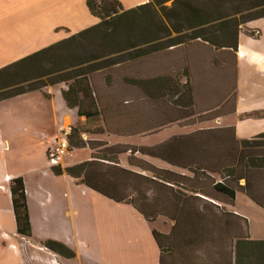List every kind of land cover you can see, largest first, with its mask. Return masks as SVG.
Here are the masks:
<instances>
[{
  "label": "trees",
  "instance_id": "1",
  "mask_svg": "<svg viewBox=\"0 0 264 264\" xmlns=\"http://www.w3.org/2000/svg\"><path fill=\"white\" fill-rule=\"evenodd\" d=\"M168 1L127 9L121 0H86L100 21L1 67L0 102L66 85L67 105L84 118L68 134L70 145L92 152L53 172L131 204L149 222L170 220L169 233L152 231L159 264H264V240L252 239L248 218L229 211L238 193L264 208V132L241 140L235 126L205 127L236 112L239 36L264 18V0ZM175 126L197 128L132 148L84 138L145 137ZM123 154L136 170L121 166ZM10 192L17 233L32 240L23 177L11 180ZM42 245L76 256L61 241Z\"/></svg>",
  "mask_w": 264,
  "mask_h": 264
},
{
  "label": "crops",
  "instance_id": "2",
  "mask_svg": "<svg viewBox=\"0 0 264 264\" xmlns=\"http://www.w3.org/2000/svg\"><path fill=\"white\" fill-rule=\"evenodd\" d=\"M90 15L92 14L90 13ZM93 17V23L82 28H73L71 24L63 22L54 27L65 25L74 29L75 33L86 27L95 25L100 21L99 18ZM246 28L253 30L258 29L261 34L256 37L249 35L243 30L239 36V47L237 50L236 112L214 121L221 123L215 126H235L237 136L241 140L250 139L264 132V116H248V114L254 112H264V18L247 23ZM69 35L70 34L61 33L59 40ZM56 86L58 85L46 87L42 91L22 94L0 102L1 104L9 100H20L26 97H33V93H39L42 98L49 102L46 107L50 108V110H47V108L45 109V106L42 105L41 107L43 109L39 114V119L42 124L44 122L43 125L46 126L48 130L46 131L45 128L43 129L44 133L45 131L47 133L43 135L45 136V140L42 144L44 158L39 163L32 164V162H30L25 166H22V163L18 162L17 159L21 157V150H25L30 156L33 154V139L37 138L35 136L37 133L33 135V130H39L41 128L33 127V112H31V110H26L30 113L29 115L24 112H22L20 117H18L17 114L14 116L10 114L8 119H6V117L4 118L0 111V239H2V241H8V247L4 246L0 248V264H17L18 261L22 264H66V260L69 262L71 259H80L82 256H86L91 262L90 264H111L110 261L113 257L112 252L107 249V243H104L102 240L110 238L109 235L111 234L114 235L117 233L118 226H116L117 224L115 222L118 221V218H116L117 221L114 222L106 221L105 229H102L103 231L100 232H95L99 225L92 227V222H99V219L95 217L98 214V210H100L98 207L103 205L115 207L113 204L117 203L130 205L131 211L138 212L131 204L118 203L104 197L86 185L80 184L76 179L66 173L56 175L53 172L52 167L54 164L47 158V149L56 142L60 134H70L69 130L73 126L80 120L84 121V118L78 116L77 109H72L67 105L62 94V90L66 88V85L63 84V86L54 90ZM49 113L50 115L48 116ZM225 119H229V121L223 123ZM206 125L205 127H214ZM172 135L174 134H171V136ZM20 176L25 180L33 232L32 240L22 237L17 233L10 184L12 179ZM48 180L56 182L57 185H51ZM58 182L65 183L72 191L71 197H69L68 200H62V204H60L64 206L63 208L66 210L65 227L68 231L67 234H70V238H68L69 240L72 238L76 239L82 246L79 248L74 243L72 248H74L73 250L76 252V256L71 259L44 247L42 241L46 239H40L41 236H38L36 231V223H38L40 218L36 209H39L41 212L45 210L46 214H48L50 207L56 201L60 202V200H57V193L55 192ZM238 194L237 196H239ZM248 199L257 205L249 197ZM35 206L38 208H35ZM229 211L245 217L247 216L245 213L238 210L236 206L230 207ZM69 212L71 215L69 214L68 216ZM138 214L141 215L139 212ZM143 219L146 223H150L144 217ZM110 227H113V233H111V231L108 233V228ZM151 235L153 237L152 232ZM64 241L69 244L68 246H72L71 241ZM154 242L157 250L155 251L153 264H159L160 250L155 239ZM82 248L86 251L81 250ZM23 261L27 262L23 263ZM80 264L86 263H81L80 261Z\"/></svg>",
  "mask_w": 264,
  "mask_h": 264
},
{
  "label": "rangeland",
  "instance_id": "3",
  "mask_svg": "<svg viewBox=\"0 0 264 264\" xmlns=\"http://www.w3.org/2000/svg\"><path fill=\"white\" fill-rule=\"evenodd\" d=\"M121 1L124 4V7L127 9L148 2L147 0ZM172 4L173 0H170L166 3L167 6H171ZM235 6L236 4H233L230 7L227 6V8L231 9ZM247 12L248 10H246L244 13ZM93 21L94 17L90 15L87 9L86 0H0V67L16 61L35 50L44 48V46L46 47L49 44H52V42H56L59 40L61 33L70 35L74 34V29L71 27H67L65 25H58V27H54L59 23H68L71 24L73 28H82L92 24ZM243 30L249 35H251L250 32H253V29L246 28V25H244ZM61 86H63V84H58L54 90H57ZM48 104L49 102L42 98L39 93H33V97H26L20 100H9L0 104V111L4 118L6 117V119H8L10 114H13V116L17 114V116L20 117L22 112H24L25 114L29 115L30 113L26 110H31V112H33V127L41 128L39 130L33 128L35 129L33 130V135L37 133L35 135L37 138L33 139V154L30 156L25 150H21V157L18 158L17 161L21 162L22 166H25L30 162H32V164L39 163L44 158L42 144L45 140V136L43 135L47 134L46 131L48 130L47 127L43 125L44 122L42 124L41 120L39 119V114L43 109L41 107L42 105L45 106V109L47 108V110H50L49 107H46ZM49 115L50 113L48 116ZM229 119H225L223 123H227ZM80 122L83 123V121ZM219 124L221 123L213 122L207 124L206 126H215ZM86 127L95 130L97 128L94 123L87 124ZM44 128L46 130L45 133L43 130ZM196 128L197 127L181 128L175 126L158 134L145 137H123L107 134H104L100 137H95L85 134L84 138L89 140L93 138H99L103 139L109 144H122L124 145L123 147L126 146L128 148H132V146L155 145L167 139L169 136H171V134L188 133L195 130ZM71 130L72 128L69 131L71 132ZM64 135L65 134H60L56 141H61L65 137ZM55 144L56 142L51 146ZM91 152L92 151L87 146L78 148L71 147L70 151L63 156V159L60 163H52L54 165H61L62 168H66L89 160ZM127 156L128 154H123L121 156V166L136 170V168L131 167L128 164ZM138 156L141 155L138 154ZM47 158L50 161L48 157V149ZM143 158L149 160L156 166L163 168L170 167L161 160L151 157ZM261 180L264 186V179ZM48 182H50L51 185H57L54 181L48 180ZM145 186L146 188L151 187L150 185L148 186V184ZM55 192L57 193V200H60V202L56 201L48 210V214H46L45 210H42L41 212L39 209H36L37 214L40 217L38 223H36L37 235L41 236L40 239H53L61 241L66 245L69 244L64 240L71 241L72 246H69L70 248L74 246V243L77 245V247L81 248L82 246L76 239L72 238L69 240L70 234H67L68 231L65 227L66 210H64V206L60 205L62 204V200H68L69 197H71L72 191L65 183L58 182ZM238 195L239 196H237L235 206L238 210L247 215L246 217L249 220L251 238L256 240H264V209L249 201L248 196L245 194L239 193ZM113 206L115 207H111L110 205L98 207L100 210H98V214L95 217L99 219V222H92V227L99 225L95 232H100L103 231L102 229H105L106 221L114 222L117 221L116 218H118V223L115 222L117 224L116 226H118L117 233L114 235L111 234L109 235L110 238L102 240L104 243H107V249L112 252L113 257L110 263L153 264L157 247L151 232L156 229L167 234L171 231L172 222L165 217H159L155 222L146 223L143 217L138 214V212L131 211L132 209L130 205L114 203ZM35 208L38 207L35 206ZM69 214L71 215L70 212L68 213V216ZM110 231L113 233V227L108 228V233ZM4 246L8 247V241H2V239H0V248H3ZM81 250L86 251L84 248ZM80 261L81 263L84 262L86 264L91 263L86 258V256H82L80 259H71L69 262L66 260V264H80ZM26 262L27 261H23V263ZM17 264L22 263L18 261Z\"/></svg>",
  "mask_w": 264,
  "mask_h": 264
},
{
  "label": "built area",
  "instance_id": "4",
  "mask_svg": "<svg viewBox=\"0 0 264 264\" xmlns=\"http://www.w3.org/2000/svg\"><path fill=\"white\" fill-rule=\"evenodd\" d=\"M260 34V30H253L254 36H260ZM70 148L71 145L68 139V133H66L65 137L61 141H56V144L48 149V157L50 161L60 163L63 156L70 151Z\"/></svg>",
  "mask_w": 264,
  "mask_h": 264
}]
</instances>
